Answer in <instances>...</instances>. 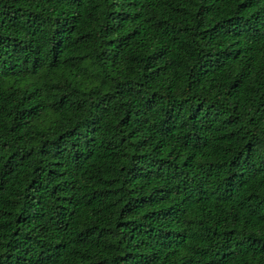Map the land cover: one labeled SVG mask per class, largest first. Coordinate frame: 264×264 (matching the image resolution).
<instances>
[{
	"label": "trees",
	"instance_id": "trees-1",
	"mask_svg": "<svg viewBox=\"0 0 264 264\" xmlns=\"http://www.w3.org/2000/svg\"><path fill=\"white\" fill-rule=\"evenodd\" d=\"M0 264H264V0H0Z\"/></svg>",
	"mask_w": 264,
	"mask_h": 264
}]
</instances>
